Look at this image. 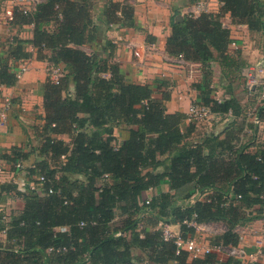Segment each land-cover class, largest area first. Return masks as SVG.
<instances>
[{
    "label": "trees",
    "instance_id": "trees-1",
    "mask_svg": "<svg viewBox=\"0 0 264 264\" xmlns=\"http://www.w3.org/2000/svg\"><path fill=\"white\" fill-rule=\"evenodd\" d=\"M221 2L219 12L180 16L176 11L167 50L205 66L216 52L225 55L232 39L222 21L224 12L250 29H264V1ZM95 5L97 0H40L29 10L14 6L13 22L33 25L37 56L62 64L63 73L45 83L46 122L38 130L39 144L31 151L14 146L3 155L13 166L33 156L35 165L26 166L27 173H41L46 180L38 190L0 182V235L5 234L0 264H135L142 260L136 248L151 264H218L215 252L191 259L187 251L177 252L162 228L138 230L139 215L151 214L150 222H179L184 238L195 233V223L222 222L226 228L211 242L239 245L237 226L264 217V146L256 151L236 147L233 131L220 137L206 130L202 140L191 142L188 136L196 125L190 122L185 130L187 114L167 110L168 90L128 80L111 59L110 41L108 56L84 48L100 38ZM108 6L111 14L118 8L123 15L127 7L131 11L130 4L121 6L118 0ZM7 44L0 57V85L11 86L18 81L11 60L30 52L16 37ZM202 103L223 117L242 111L235 97L220 101L205 93ZM257 114L264 117V98ZM121 125L129 135L119 144L114 127ZM163 182L169 190L147 203L145 191ZM179 188L187 193L175 198L171 191ZM13 190L24 206L8 218L1 204ZM198 192L205 197L191 203ZM118 215L126 216L121 227L126 234H117L113 226ZM219 264L241 261L228 256Z\"/></svg>",
    "mask_w": 264,
    "mask_h": 264
},
{
    "label": "crops",
    "instance_id": "crops-1",
    "mask_svg": "<svg viewBox=\"0 0 264 264\" xmlns=\"http://www.w3.org/2000/svg\"><path fill=\"white\" fill-rule=\"evenodd\" d=\"M118 1L121 6L130 4L131 11L127 7L123 15L122 8H118L111 14L108 6L110 0H101L97 3L100 7L97 8L95 17L100 26V38L90 45H85L86 50L88 46L90 49H96L101 55L108 56L107 42L110 41L114 47L111 59L120 64L128 80L149 83L154 88L160 85L161 90L166 89L170 92L167 110L172 113L183 112L186 115L190 102L193 100L202 102L205 93L220 101L230 97L237 98L242 107L241 113L221 119L219 124L215 125L218 128L211 127L208 131L217 133L220 137H225L227 132L233 131L236 135L233 140L235 146L246 145V149L250 151H256L260 146H264V117L257 123L250 114L254 107L263 103V99L259 94L249 95L240 76V69L249 64L264 68V29H250L247 24L234 19L230 12H224L223 24L230 29V37L238 43V48L235 49L230 44L225 55L216 52L213 59L205 66L201 62L181 58L167 50V38L171 34V17L176 11L181 13L180 16L189 14L199 2L204 3L201 11L219 12L222 8L221 0ZM13 14L14 5L11 0H0V57L3 56L7 43L13 37L24 43L30 55L17 60L12 59L10 64L16 73L22 66H26L27 69L14 85H0V103L6 94L13 99V104L8 109L7 120L0 125V156L2 157L11 154L14 146L31 151L39 144L38 130L46 122L43 97L45 83L53 67L63 71L62 64L53 65L48 59L37 56V49L31 43L33 25L14 23ZM190 124L192 123L185 119L182 127L185 130L190 129ZM195 125L196 128L188 136L191 142H199L205 133L199 129L200 125ZM114 133L119 144L129 135L128 130L122 125L115 126ZM58 136L66 141L71 140V136L67 134ZM34 162L32 156L25 160L24 164L34 166ZM6 166L8 174L1 175L0 182L8 181L6 176L15 178V174H12V171L15 173L12 162L7 161ZM163 169L161 166L158 171ZM37 174L32 173L31 176L35 177ZM186 186L188 185L184 187ZM182 188L171 191L175 198ZM168 190L169 184L163 182L157 187L146 190L145 197ZM23 206V198L13 190L5 195L1 210L9 218L12 212L22 209ZM124 217L126 216L118 215L113 221L117 234H126L125 230L121 229ZM150 218L152 219V215L148 213L139 215L140 224L137 229L151 231L162 228L171 230L173 234H179L181 231L179 222H150ZM207 224L210 223H198L192 236L199 240L202 235L207 234L204 231ZM237 230L241 236L239 245L248 253L258 247L259 241L264 247V217L244 222L237 226ZM127 234L129 235V232ZM0 237L4 238L5 234H1ZM211 238L206 237L205 241H211ZM134 252L142 256V260L135 264H151L140 249L136 248ZM222 256H218L219 263L224 260ZM240 261L241 264H264L261 260H251L250 256Z\"/></svg>",
    "mask_w": 264,
    "mask_h": 264
},
{
    "label": "built area",
    "instance_id": "built-area-1",
    "mask_svg": "<svg viewBox=\"0 0 264 264\" xmlns=\"http://www.w3.org/2000/svg\"><path fill=\"white\" fill-rule=\"evenodd\" d=\"M40 0H11L13 5H18L24 10H29L34 2ZM203 2H199L195 8L190 10L189 14L199 15L201 9H203ZM235 49L238 48V43L235 40H231L230 43ZM136 53L139 54V51L136 50ZM179 57H184L183 54H179ZM27 67L22 66V68L17 72L18 78L23 75L26 71ZM63 71L60 68L53 67L50 70V78L57 81L59 77L62 75ZM240 76L243 79L244 87L249 95H255L259 93L261 99L264 98V68L259 67L255 64H249L242 69H240ZM13 99L9 94L3 96V100L0 103V125L4 124L7 120L8 109L12 106ZM187 119L189 122L199 125L200 123L206 121H212L215 118H226L231 114V112L225 114L223 117L220 114L215 113L210 106L199 102V101H191L187 110ZM252 115L253 121L259 123L260 118L257 114V107H254L250 112ZM7 165V161L0 156V175L3 174ZM15 173L12 171V174H15V178L12 181L19 184H26L31 189L38 190L44 183L45 176L41 173L37 174V176L33 177L27 173L26 165L23 160H18L15 164ZM17 176L20 177L21 180H18ZM13 177V176H12ZM206 193H195L191 196L190 202L194 203L197 199L204 198ZM148 203L151 199V196L145 198ZM161 223V221H160ZM197 225V223H195ZM62 229H65L63 227ZM164 236L166 238H173L174 242L177 246V252L181 250H185L188 252L191 258L204 257L210 253L215 252L218 256L227 255L236 257L239 260H246L249 256L251 260L264 261V247L261 241L258 242V247L248 253L247 250L240 245H227L223 243H212L211 241H200L194 236H189L184 238L179 234H173L171 230L164 229Z\"/></svg>",
    "mask_w": 264,
    "mask_h": 264
},
{
    "label": "rangeland",
    "instance_id": "rangeland-1",
    "mask_svg": "<svg viewBox=\"0 0 264 264\" xmlns=\"http://www.w3.org/2000/svg\"><path fill=\"white\" fill-rule=\"evenodd\" d=\"M99 2H101V0H97V3H99ZM99 7H100V5H95V9H94L95 11L94 12H96L97 8H99ZM87 50H91V49L87 46ZM220 121H221V118H215L212 121H206V122L200 123L199 129L206 132V130H210L211 127L218 128V127H215V125L219 124ZM6 174H8L7 166L5 168V171L1 175H6ZM17 178H18V180H21L19 176H17ZM6 179L7 180H13V177L12 176H6ZM185 193H187V189L180 190V192L177 194V196L184 195ZM225 228H226V226L222 222H214V223L207 224V226L204 230L205 233H207V234L202 235L199 238V240L204 242L206 237H213V235L222 232L223 229H225ZM210 235H212V236H210ZM222 257H223V259H226L228 256L223 255Z\"/></svg>",
    "mask_w": 264,
    "mask_h": 264
}]
</instances>
